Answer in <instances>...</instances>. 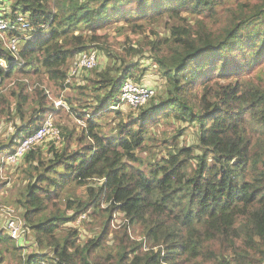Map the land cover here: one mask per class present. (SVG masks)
<instances>
[{"label": "trees", "instance_id": "1", "mask_svg": "<svg viewBox=\"0 0 264 264\" xmlns=\"http://www.w3.org/2000/svg\"><path fill=\"white\" fill-rule=\"evenodd\" d=\"M0 17L18 38L15 52L0 35V167L50 114L62 128L17 165L35 247L0 217V264H264V0H0ZM91 48L103 60L69 82ZM152 68L158 94L125 111V80Z\"/></svg>", "mask_w": 264, "mask_h": 264}, {"label": "built area", "instance_id": "2", "mask_svg": "<svg viewBox=\"0 0 264 264\" xmlns=\"http://www.w3.org/2000/svg\"><path fill=\"white\" fill-rule=\"evenodd\" d=\"M18 27L21 29H29L30 22L26 20L23 16L18 17ZM14 27L12 22H10L5 17H0V35L8 39V44L11 49L15 52L18 51V38L7 36V30ZM99 55L96 48H91L80 53L76 61L72 64L70 75L68 81L75 75H77L81 70L91 69L97 65ZM3 64L4 60L1 61ZM157 89L155 86L137 82L133 77H129L125 80L122 86V102L132 106L133 108H139L147 101L155 96ZM55 102L57 105L68 104L62 98L56 97ZM62 138V128L57 123L55 119V114H50L48 118L43 122V124L31 134L23 137L20 140L19 145L16 150L2 155V163L10 166L9 164H16L20 162V159L32 149L38 148L46 140L59 141ZM0 210L5 216L6 229L8 233L14 238L18 245L23 246L24 255L28 252V243L26 235V222L24 217L19 213L17 207L13 205L0 204Z\"/></svg>", "mask_w": 264, "mask_h": 264}, {"label": "rangeland", "instance_id": "3", "mask_svg": "<svg viewBox=\"0 0 264 264\" xmlns=\"http://www.w3.org/2000/svg\"><path fill=\"white\" fill-rule=\"evenodd\" d=\"M118 25H120V24L116 23V24L110 26L109 33L111 35V40L113 42H115L116 44H121L120 43V39L125 38V36L130 33V30H126V31L121 30ZM159 29L160 30L164 29V23L159 25ZM97 53H99V51H97ZM99 60L100 61L103 60L100 55H99L98 63H99ZM102 65L103 64H101V66ZM88 71H90V70H88V69L85 70V71L82 70V72H81L82 77H81L80 74L77 75V76H73L69 80V82L73 81V80L74 81L75 80H77V81L78 80H83L84 81V73L88 72ZM258 71H256L254 73V75L257 74ZM260 72L264 76V68L262 70H260ZM147 74L149 76L146 78V82L149 81L148 83H151L152 86H155L156 89L158 88V90H159V88L161 87V83H162L161 82V77L156 75L157 73H156L155 69H153V68L148 70ZM257 76L258 75H255L254 77H257ZM69 92L70 93L76 92L75 86H68L64 91H62V93L65 94V95L68 94ZM157 94H158V92H157ZM123 107H124L123 109L125 111H128V112L131 111V110L137 111V108L133 109V107L128 105V104H124ZM69 115H71V114L68 113L67 116H69ZM109 115L110 116H108V119H110L112 117L113 113H110ZM57 117L59 118L58 114H55V119H56V121L58 123ZM65 121H70V120H69L68 117H66ZM7 123L6 122H1L0 123V137L8 135L10 133V130L13 127L12 124H7ZM103 123H104V121H103ZM104 124H106V123H104ZM106 125L111 126L112 124L108 123ZM161 127L164 130H167L169 132H178L180 129H182L183 132H182V134H180V138L181 139H183V140H192V141L195 140V134H194V128L195 127L189 122H185V124L180 125V126H179V122H178V124H175V125H170V124H168L166 122H163L162 125L160 126V128ZM161 135L163 136L164 134L161 133ZM46 143H50V142H46ZM46 143H43L42 146L43 147L47 146ZM21 159H20V162H18L16 164H9L10 166L1 163L0 173H1L2 178L7 180V182H6V185L4 187L0 188V204L13 205V206H15L17 208L19 207L17 205V203H14V201L16 199L17 192H19V190L22 189L25 186V183H26L25 182V175H24V172L22 171V168H19V166L17 167L18 164L21 165V163L23 162V160L21 161ZM72 189L76 190V192L79 193V194H83L85 192V190H86V187L78 185V186H73ZM0 217H4V214H2L1 211H0ZM118 219H120L119 215H118ZM80 226L83 227V230L85 229L84 230V237H88L89 235H91L93 233L92 231H87L86 230L88 228L87 226H90V224L88 223V217L84 218L81 221ZM27 240L29 241V243H28V247H29L28 252L30 253V252L33 251V248L35 246L33 247V240H32L31 237L30 238L27 237Z\"/></svg>", "mask_w": 264, "mask_h": 264}, {"label": "clouds", "instance_id": "4", "mask_svg": "<svg viewBox=\"0 0 264 264\" xmlns=\"http://www.w3.org/2000/svg\"><path fill=\"white\" fill-rule=\"evenodd\" d=\"M6 33H7V32H6ZM1 162H2V159H1ZM0 176H1V173H0ZM1 177H2V176H1ZM5 185H6V184H5ZM5 185H4V186H5ZM4 186H3V187H4ZM1 201H2V200H1ZM0 211H1V210H0ZM2 214H3V213H2ZM4 218H5V216H4ZM5 224H6V222H5ZM5 226H6V225H5ZM27 237H28V236H27ZM16 243H17V242H16Z\"/></svg>", "mask_w": 264, "mask_h": 264}, {"label": "crops", "instance_id": "5", "mask_svg": "<svg viewBox=\"0 0 264 264\" xmlns=\"http://www.w3.org/2000/svg\"><path fill=\"white\" fill-rule=\"evenodd\" d=\"M155 75V74H154ZM149 75L147 74V77H148ZM149 82V81H148ZM148 82H143L144 84H149V85H151V83H148Z\"/></svg>", "mask_w": 264, "mask_h": 264}, {"label": "bare ground", "instance_id": "6", "mask_svg": "<svg viewBox=\"0 0 264 264\" xmlns=\"http://www.w3.org/2000/svg\"><path fill=\"white\" fill-rule=\"evenodd\" d=\"M22 139V138H21ZM22 247V246H21ZM44 264H45V262H44Z\"/></svg>", "mask_w": 264, "mask_h": 264}]
</instances>
